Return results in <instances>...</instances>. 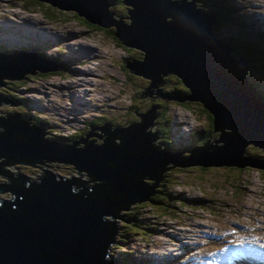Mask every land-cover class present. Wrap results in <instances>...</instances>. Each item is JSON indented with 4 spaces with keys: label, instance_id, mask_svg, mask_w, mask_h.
Masks as SVG:
<instances>
[{
    "label": "water",
    "instance_id": "95a60500",
    "mask_svg": "<svg viewBox=\"0 0 264 264\" xmlns=\"http://www.w3.org/2000/svg\"><path fill=\"white\" fill-rule=\"evenodd\" d=\"M37 1L71 10L88 24L105 29L113 25L112 35L121 45L143 53L141 62L126 61L125 69L149 78L148 88L159 73L175 76L188 90L184 100L198 102L212 115V132L219 134L211 142L183 150L189 155L182 157L183 151L150 145L157 133H143V125L136 122L118 132L117 144L87 143L76 149L51 140L58 137H45L43 125L27 126L18 115L5 118L0 166L37 163L42 176L10 177L0 168V175L9 179L0 184V193L9 191L8 197L0 198V264H109L114 231L108 229L116 213L155 200L156 182L254 166L264 170V158L241 157L247 143L264 153V98L254 85L264 79L255 83L245 75L243 69H253L255 61L249 65L245 58L233 59L236 39L212 35L210 24L218 17L210 12L212 7L205 12L196 0H122L132 7L126 11L130 22L124 23L111 19L105 0ZM235 15L228 14L226 21L234 23ZM36 50L0 54V86L1 79L56 69L53 61L37 57ZM0 101L14 105L1 97ZM55 162L72 164L88 181L43 171ZM140 179L153 182L144 185ZM91 181L98 183L86 185Z\"/></svg>",
    "mask_w": 264,
    "mask_h": 264
},
{
    "label": "rangeland",
    "instance_id": "374dc122",
    "mask_svg": "<svg viewBox=\"0 0 264 264\" xmlns=\"http://www.w3.org/2000/svg\"><path fill=\"white\" fill-rule=\"evenodd\" d=\"M228 1L236 9L237 31L235 27L230 28L231 24L221 28L220 19H215L213 24H210L213 36L216 39H226V35L236 31L235 39L241 48H254V45H259L263 41L262 38L253 40L257 36L254 32H249L248 36L247 27H251L253 31L261 29L264 33V28L254 23L264 22V0ZM211 4L210 0L205 3L202 0L200 8L207 12L205 8L208 10ZM110 7L115 8L118 15H111L112 20L130 22L126 13L132 9L130 5L117 0L109 4ZM215 8L218 9L217 6ZM72 13L71 10L46 6V2L0 0V48L5 50H0V54H17L22 50L16 48L22 47L26 51L36 47L35 55L53 61L56 68L52 72L33 70L32 74H22L26 76L22 79H27L26 88H19L16 95L27 99V108L17 104L7 108L14 106L13 108L23 113V117L42 122L44 131L48 132L43 135L51 136L54 129L64 135L61 127L73 128L72 138H68L71 141L65 142L59 138V142L71 144L73 148L86 141L96 145H100L101 140L102 143L109 141L116 144L105 134L134 122L143 125V133H157L156 138L149 144L154 142L159 150H166L163 148L164 144H171L180 150H189L197 142L199 143L196 146H201L205 139L211 142L217 138L219 131L212 132L211 123L201 108L191 107L190 102H184L188 107L176 104L178 96L170 95L176 84L172 76L160 75L161 82L157 79L153 86L148 88L146 80H138V75L126 71L121 66L123 61L141 62L142 51L119 46L110 32L105 34L101 30L85 27ZM112 27L113 25H109L106 29L111 30ZM80 34L85 36L78 37ZM85 45L102 50L105 53L104 62L81 63L92 55L86 52ZM227 56L230 57L228 54ZM241 57L243 55L238 54L233 59ZM249 65H253L252 61H249ZM85 66L95 69L94 72L98 73L97 76H83L85 79H96L92 82L95 89L98 76L105 73L101 80L111 84V87L103 83L104 88L109 89L108 93L118 91L119 96L115 102L94 99L92 92L86 95L80 92L84 88L80 89V74L76 69ZM253 69L258 71L259 63L253 65ZM243 70L246 72L247 66ZM259 78H264V75ZM78 96L83 97L86 103L75 99ZM4 108L6 107H1V116ZM165 109L166 113L163 114ZM160 123L162 127H158L161 126ZM224 131L230 130L224 128ZM214 144L220 145L222 142ZM248 146L261 152L251 143L244 145V151H247ZM184 153L186 155L181 152L179 156L189 155V152ZM254 154L257 155V151L248 153L247 157L243 153V157L255 159ZM261 154L264 155L263 152ZM20 166L11 169L10 174L19 173L31 178L39 171L36 167L28 170L21 169L24 166ZM72 168L73 166L64 168L56 163L45 167L53 174L88 181L84 176L85 172L78 171L77 175L76 170ZM175 171L177 168H173V172ZM140 181L145 185L153 182L148 179ZM6 183L7 177L0 175V184ZM156 191L159 194H156L155 203L149 201L121 211L124 217L119 214L115 218L116 224L112 221L109 228L114 230L118 227L119 234L114 233L111 247L113 258L107 251V263L112 264L109 260H113L115 264H176L175 257L183 249V244L203 243L202 235L210 226L221 228L240 226L241 223L251 224L257 233L264 236V175L260 170L249 167L165 180L156 182ZM1 196L8 197L9 191L1 192L0 198ZM114 243L118 247H115ZM207 245L201 244L197 250L200 251ZM178 260L185 264L181 257H178ZM189 261L194 264L195 258Z\"/></svg>",
    "mask_w": 264,
    "mask_h": 264
},
{
    "label": "trees",
    "instance_id": "16d2710c",
    "mask_svg": "<svg viewBox=\"0 0 264 264\" xmlns=\"http://www.w3.org/2000/svg\"><path fill=\"white\" fill-rule=\"evenodd\" d=\"M31 2H34V0H30ZM117 2V0H105V3H109V4H112V2ZM197 1V4L199 5V7H200V2L202 1V0H196ZM205 1L206 0H204V3H205ZM222 1H224V0H222ZM210 2H212V4L209 6L210 8L212 7V9L214 10V11H210V12H213V13H215V14H217V19H220V21H221V23L225 20V19H227L228 18V8H226L222 3H220V1L219 0H210ZM215 5H218L217 7H218V9L217 8H215ZM209 8V9H210ZM111 12H112V15H115L116 17H118V15L116 14V9L115 8H113V7H110V8H108ZM106 10H107V8H106ZM205 10L207 11V12H209L206 8H205ZM72 16L78 21V22H80L82 25H84L85 27H91V28H94V29H98V30H101L102 32H104L105 34H107L108 32H110L111 33V30H109V29H105V28H98L97 26H94V25H91V24H88L87 22H85L83 19H81V18H79V17H77L74 13H72ZM234 23H236V15H235V20H234ZM234 23H231V29L233 28V27H235V29H236V24H234ZM224 27V26H223ZM227 28V27H226ZM234 29V30H235ZM236 31H237V29H236ZM236 31L233 33V34H230V35H228V37L226 38V40H231V41H233L236 37H235V33H236ZM247 31H248V36H249V32H254L255 33V35L257 36L256 38H254L253 40H256V39H258V38H262V40H264V33H263V31L261 30V29H259V30H256V31H253L249 26L247 27ZM110 36V35H109ZM229 37H232V38H229ZM235 42V49L237 50V52H235V53H231L233 56H235V55H238V54H242L243 55V57L245 58V59H247L248 61H255L256 63H259V70L258 71H251V72H247V77L248 78H250L251 79V81L252 82H255V79H258L259 78V76H262V75H264V62H261L260 63V59H261V57H263L264 56V53H262V50L264 49V44L262 43V41L259 43V45H257L259 48H260V50H261V53H259L258 55H256L255 57L253 56L254 55V53L256 52V51H258L259 49H258V47H256V45H254V48H241L240 46H239V44L237 43V41H234ZM18 49H22V47H20V48H16V50H18ZM0 50H2V51H5L4 49H2V48H0ZM12 53H16V52H12ZM243 57H241V58H243ZM121 66H123V64H121ZM123 69H124V67H123ZM50 72H52V71H50ZM21 77L22 78H26V76H22L21 75ZM175 77V76H174ZM21 78V79H22ZM176 78V77H175ZM21 79H17V81L16 80H4V79H1V82L4 84V86H0V96H1V98H3V99H5V100H7V101H10V102H12L13 104H17L18 106H23V107H26L27 108V99H25L24 97H21V96H17L16 95V92L18 91V89L19 88H22V89H25L26 88V84H27V81L26 80H21ZM176 82V84H175V87H174V90H173V92L172 93H170V95L172 96V95H176V96H178V98H179V100H177L176 101V104L177 105H181V106H183V107H188V106H186L185 104H184V102H190V104H191V107H198L199 109L200 108H202L201 107V105L198 103V102H196V101H193V100H191V101H189V100H181V99H184V97L187 95V93H188V90L185 88V86H183L182 84L180 85L179 84V82L178 81H175ZM256 83V82H255ZM261 83L262 84H264V82H260V83H257V84H254L255 85V87H256V89H257V91L258 92H261L262 94H263V98H264V88H260V86H261ZM177 87H179V89L180 90H178V88ZM181 89H182V91H181ZM10 104H8V103H5V102H3V101H0V110H1V107L3 106V107H6V108H4L3 109V115L1 116L0 115V132H3V120L5 119V118H7V117H10V116H13V115H18V116H20V117H22L23 118V120L25 121V123H26V125L27 126H30V125H34V126H38V127H41L42 128V122H39V121H37V120H34L33 118H31V119H29V118H27V117H23V113L22 112H20V111H18V109H16V108H13L14 106H10L11 107V109H9V108H7L8 106H9ZM15 110V111H14ZM203 110V109H202ZM204 111V113H205V115L209 118V120L212 122V119H211V117L209 116V114L206 112V110H203ZM166 113V109L163 111V114H165ZM210 123V122H209ZM161 124V126H158V127H162V123H160ZM157 126V125H156ZM156 126H154V127H156ZM122 128H124V127H122ZM122 128H118V129H115L114 131H108V134H105V135H109L111 138H112V140H113V142L114 143H118V132L122 129ZM154 131H157V130H154ZM151 132H153V131H151ZM47 136H49V135H45V137H47ZM52 137H58V138H62V141H71L70 139H68V138H72V135L71 136H69V137H66V136H63L62 134H61V132L59 131V130H57V129H54L53 131H52V135H51ZM50 136V137H51ZM53 139H55V140H58L57 138H53ZM207 139H205V141H206ZM59 141V140H58ZM62 143V142H61ZM92 143V142H91ZM101 143H102V140H101ZM64 146L65 145H67V144H64V143H62ZM93 145L94 146H99V145H96V144H94L93 143ZM151 145L152 146H157L158 147V145H156V144H154L153 142H151ZM84 147V144L82 145H78L76 148H83ZM163 148L164 149H166V150H168L169 152H176V150H180L179 148L178 149H176V148H174V146L173 145H171V144H164V146H163ZM248 149H247V151H244V155L247 157V154L248 153H250V154H252V153H254L255 151H257V155H255V156H253L255 159H263L264 158V155L263 154H261V152L259 151V150H257L256 148H253L252 146H248L247 147ZM249 150H250V152H249ZM243 155V154H242ZM249 159H252V157H249ZM56 164H60V165H62L64 168H69V167H71V166H73L72 164H69V163H57V162H55ZM20 165H23L24 166V168H21V169H28V170H31L33 167H35L36 165H37V163H33L32 164V166H29V165H25V164H19V163H13V164H10V165H5V166H0V168L1 169H3V170H10L11 171V169H9V168H14V169H16L15 167H21ZM65 172L68 174L69 173V171L66 169L65 170ZM263 175H264V171H260ZM33 173V172H32ZM18 175H20L19 173H18ZM34 176H35V173H34ZM29 178V177H28ZM88 178V177H87ZM9 182V179L7 178V183ZM6 183V184H7ZM94 184H97L96 182H90V183H86V185H88V186H93ZM156 194H159V193H157L156 192ZM156 200L157 199H155V200H152V202L153 203H155L156 202ZM167 210V209H166ZM124 213H127V212H124ZM120 214V212H118V213H116V215H119ZM113 222H115V218L113 219ZM118 227L116 228L115 227V229L113 230L114 231V233H116L117 235L119 234V232H118ZM109 231H111V229L109 228L108 229ZM114 246L115 247H118L117 245H116V243H114Z\"/></svg>",
    "mask_w": 264,
    "mask_h": 264
},
{
    "label": "clouds",
    "instance_id": "9594fccd",
    "mask_svg": "<svg viewBox=\"0 0 264 264\" xmlns=\"http://www.w3.org/2000/svg\"><path fill=\"white\" fill-rule=\"evenodd\" d=\"M34 1H36V2H43V1H37V0H34ZM219 1L226 8L229 9L228 10V14H230L231 17L233 18V15H235L236 9L229 3L228 0H224V1L219 0ZM46 6L57 8L55 6L49 5L48 3H46ZM57 9H61V8H57ZM61 10H64V9H61ZM65 10H67V9H65ZM75 15L77 17L82 18L81 16H78L77 14H75ZM82 19L85 21L84 18H82ZM230 21L229 20L226 21V19H225L222 22V24H221V28L223 26L225 27L228 24H230ZM92 25L97 26L95 24H92ZM97 27H99V26H97ZM113 30H114V26L111 29V34H112V31ZM229 38H232V37H229ZM114 40L116 42H118L117 39H114ZM118 44H119V46H123L119 42H118ZM130 48H132V47H130ZM21 50L24 51L23 49H21ZM58 50H60V49L58 48ZM140 53H141V56L140 57H142L143 53L142 52H140ZM259 53H261V50L260 49L258 51H256L253 56L255 57ZM262 59H263V57H261L260 60H262ZM133 61L137 62V60H133ZM123 63L125 64V61H123ZM124 64H123L122 67H124ZM124 69H125V67H124ZM125 70L128 71L127 69H125ZM249 70L250 71H253L252 68H250V69L247 68V70L245 72V75L246 76H247V72H249ZM50 71H53V70H50ZM165 73L166 74H164V73H159V75L157 74V77L155 79V82H156V80L158 79V77L160 75H168L169 74L167 72H165ZM169 75H171V74H169ZM209 116L211 117V119H213L212 115L209 114ZM208 120H209V118H208ZM209 122L211 123V128H212V122L210 120H209ZM221 131H224V128H222ZM224 132H227V131H224ZM228 132H230V131H228ZM106 134H108V132ZM87 143H90V144L93 145V143H91V141L83 142L82 145L83 144L85 145ZM198 143L199 142L195 143V145H197ZM220 145H222V144H220ZM220 145H216V146H220ZM61 146H64V145L61 144ZM174 148L178 149V147H174ZM78 149H83V148H78ZM244 150L245 149H244V146H243V151L241 153V156L244 153ZM181 151H183V150H176V152H181ZM182 155H186L184 153V151L182 152ZM255 160H261V159H255ZM247 168H249V167H247ZM251 168H254V169H257V170H260V171H264L261 168H259L258 166H254V167H251ZM6 171H8V170H6ZM43 171H47V170H43ZM8 172L10 173V170ZM15 174L16 173H14L13 175L10 174V177L11 176H15ZM24 176L26 178L28 177L26 175H24ZM41 176H42V171L38 172L37 174H35L34 177H31V178L38 179ZM65 176H67V175H65ZM67 177H71V176H67ZM120 214H121L122 217H124L123 216V212H120ZM117 216L118 215H115L114 218H116ZM239 225L240 226L233 225L231 227H226L225 226V227H221V228L216 227V226H212L213 229H214V231H215L214 232V235L216 237L215 242L213 244L209 243V239L206 236V231H205L204 234L202 235V238L204 239V242L203 243H201V242H194V243H195L196 247H198V248L201 246V244H208L207 247H205L204 249H202L200 251H198L197 249H194V248H192L191 250H189V249H186L185 247H183V249H181L179 251V254L175 257L176 264L181 263L178 260V257H181L183 259V261H185L186 259H188V256L190 257L191 254H193L194 252H199V256L202 257V258H208V256H210L211 259L208 261V263H210V264H213L212 263V258L217 259L216 260V264H264V249H263L264 248V240H262L260 243H257V244H252L251 243V242L254 241V239L240 240L239 238H237L236 235H242V234H244L248 230V228L250 227L251 224L241 223ZM111 231H113V230H111ZM256 236L258 237V235H255V237Z\"/></svg>",
    "mask_w": 264,
    "mask_h": 264
},
{
    "label": "bare ground",
    "instance_id": "6f19581e",
    "mask_svg": "<svg viewBox=\"0 0 264 264\" xmlns=\"http://www.w3.org/2000/svg\"><path fill=\"white\" fill-rule=\"evenodd\" d=\"M172 1H176V0H172ZM254 23H257V25H261L262 26V29L264 28V26L262 24H260L259 22H257V21L254 22ZM11 30L14 31V29H11ZM257 30H259V29H257ZM82 36H85V35L84 34H80V36H78V37H82ZM227 37H228V35H226V38ZM85 47L87 48L86 49V52H88L89 54H92V55H90L88 58H86V60H82L81 63L86 64V63L91 62V61H97V64H98V63L104 62V58H105L104 54L105 53L102 50H99L98 48H96L94 46H91V45H85ZM79 48H81V47H79ZM36 56L39 57L38 55H36ZM39 58H41V57H39ZM42 59H44V58H42ZM45 60H48V59H45ZM248 68H249V66H248ZM94 71H95V69H90L89 66L79 67L78 69H76V72H78V74H80V76L78 75V78H79V81H80V89L84 88L83 90H80V92H82V94H84V95L90 94V92H92L94 99L95 98H98V100H100V101H106V102H111L112 101V102H115L116 99L119 96L118 91L117 92H110V93H108L109 92V89H105L104 88L103 83H105L107 86L111 87V84H108V83H106V82H104V81L101 80L102 79V76L105 73L100 74L98 76V79H97L98 82H97L96 89L94 88L95 85L92 83L93 80H96V79H89V78L88 79H85V78H83V76H85V75H94V76H97L98 73H96ZM86 77H88V76H86ZM4 80H7V79H4ZM21 80H26L27 81V79H21ZM158 80L160 81V76L158 77ZM16 81H17V79H16ZM95 95H96V97H95ZM75 99L79 100L80 102H82L84 104L86 103L85 102L86 100H83L84 99L83 97L78 96ZM75 99H74V101H75ZM88 102H90V101H88ZM75 103H76V101H75ZM261 103L263 104L262 101H261ZM84 104H82V105H84ZM61 129L65 133L64 135L66 137L71 136L72 133L74 132L73 128H63V127H61ZM51 140L53 142H56V143L59 142L58 140H55L53 138ZM80 141H84V140L83 139H80ZM69 145L72 146L71 144H69ZM76 149H78V148H76ZM241 157H243V155ZM253 160H255V159H253ZM159 182H161V181H159ZM168 190H172V189H169L168 188ZM150 202H152V201H150Z\"/></svg>",
    "mask_w": 264,
    "mask_h": 264
},
{
    "label": "flooded vegetation",
    "instance_id": "af4514ba",
    "mask_svg": "<svg viewBox=\"0 0 264 264\" xmlns=\"http://www.w3.org/2000/svg\"><path fill=\"white\" fill-rule=\"evenodd\" d=\"M164 74H166V73H164ZM167 76H172V75H167ZM138 78V80H142V79H144V80H146L147 81V84L149 83V79L148 78H143V77H141V75H138L137 76ZM173 77V79H174V81H178L179 82V80L177 79V78H175L174 76H172ZM161 82V81H160ZM158 84H160V83H158ZM179 84L181 85V83L179 82Z\"/></svg>",
    "mask_w": 264,
    "mask_h": 264
}]
</instances>
